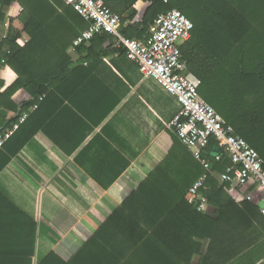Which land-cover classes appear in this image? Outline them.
<instances>
[{
	"label": "trees",
	"instance_id": "obj_1",
	"mask_svg": "<svg viewBox=\"0 0 264 264\" xmlns=\"http://www.w3.org/2000/svg\"><path fill=\"white\" fill-rule=\"evenodd\" d=\"M14 2L0 0V23L3 8ZM171 9L179 10L192 23L189 38L179 47L187 76L201 83L200 97L233 135L259 155L264 166V0H170L168 4L150 0L139 22L141 29L122 28L124 20L118 16L120 33L128 39H142L153 19ZM30 14L33 19L37 16L33 11ZM77 16V26L84 30L88 23ZM101 35L107 34L94 37ZM18 36L9 31L1 37L0 67L8 65L17 76L7 92L25 91L30 96L26 106H30L67 78L70 61L65 50L78 32L61 30L54 51L46 52L50 55L46 61L44 57L33 61L30 54L38 49L35 44L19 47ZM213 146L218 144L210 138L204 158L211 164L212 175L201 191L207 201L204 212L185 199L204 171L173 131L164 159L69 261L50 252L37 264H264V216L255 201L242 197L245 188L218 182L230 162L221 149L218 158H212ZM2 151L0 171L9 161ZM36 232V223L0 192V264H36Z\"/></svg>",
	"mask_w": 264,
	"mask_h": 264
},
{
	"label": "crops",
	"instance_id": "obj_2",
	"mask_svg": "<svg viewBox=\"0 0 264 264\" xmlns=\"http://www.w3.org/2000/svg\"><path fill=\"white\" fill-rule=\"evenodd\" d=\"M102 2L122 17V28L137 29L150 4ZM31 11L37 13L34 19ZM3 12L0 39L11 31L19 35V47L35 44L33 61L47 60L46 52L54 51L64 28L78 36L83 31L77 14L61 0H16ZM72 44L65 50L67 78L30 106L25 91L7 92L17 76L8 65L0 67V132L16 115L26 117L3 148L9 161L0 171V192L36 223V264L50 252L64 262L73 257L164 159L173 136L171 122L179 111L176 99L144 79L112 36L94 37L75 50ZM216 147L220 150L212 149ZM241 193L257 204L261 197L251 185Z\"/></svg>",
	"mask_w": 264,
	"mask_h": 264
},
{
	"label": "built area",
	"instance_id": "obj_3",
	"mask_svg": "<svg viewBox=\"0 0 264 264\" xmlns=\"http://www.w3.org/2000/svg\"><path fill=\"white\" fill-rule=\"evenodd\" d=\"M161 1L163 4L170 2ZM61 2L71 7L88 23L87 28L74 40L73 50L96 35L112 36L116 47L125 50L126 58L137 67L142 77L153 80L179 103V111L171 126L179 142L189 150L204 171L187 191L186 201L193 204L198 212H204L206 209L207 201L201 191L212 171L211 164L204 155L209 139L214 138L230 162L225 171L217 177L218 182L227 183L231 188L244 189L250 185L256 187L261 195L257 204L258 210L264 216L262 159L242 138L233 135L222 117L200 97L198 87L201 83L186 74L187 65L179 47L190 36V20L179 10L171 9L156 16L144 38L128 39L120 33L119 17L111 13L102 0ZM25 119L26 117L21 115L8 129L0 132V151ZM215 158L217 159L218 155Z\"/></svg>",
	"mask_w": 264,
	"mask_h": 264
},
{
	"label": "water",
	"instance_id": "obj_4",
	"mask_svg": "<svg viewBox=\"0 0 264 264\" xmlns=\"http://www.w3.org/2000/svg\"><path fill=\"white\" fill-rule=\"evenodd\" d=\"M0 9H1V6H0ZM218 150L219 149L217 147L216 148H213L212 151H211V153H210V156L212 158L216 157L218 155Z\"/></svg>",
	"mask_w": 264,
	"mask_h": 264
},
{
	"label": "rangeland",
	"instance_id": "obj_5",
	"mask_svg": "<svg viewBox=\"0 0 264 264\" xmlns=\"http://www.w3.org/2000/svg\"><path fill=\"white\" fill-rule=\"evenodd\" d=\"M180 42V41H179ZM179 104V103H178ZM179 108H180V106H179ZM35 257H36V253H35V256H34V259H35Z\"/></svg>",
	"mask_w": 264,
	"mask_h": 264
}]
</instances>
